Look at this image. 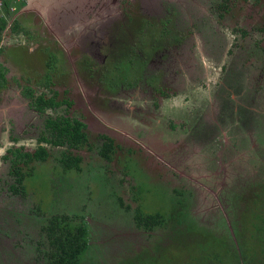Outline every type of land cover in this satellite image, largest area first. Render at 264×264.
Masks as SVG:
<instances>
[{
    "label": "rangeland",
    "instance_id": "374dc122",
    "mask_svg": "<svg viewBox=\"0 0 264 264\" xmlns=\"http://www.w3.org/2000/svg\"><path fill=\"white\" fill-rule=\"evenodd\" d=\"M52 1L36 0L30 9L38 14L21 15L33 25L22 41L62 53L64 67L52 73L59 96L72 100L70 112L83 118L92 140L108 133L120 147L111 168L89 165L96 154L82 149L73 190L53 202L50 185L69 179L56 171L57 151L27 177L25 201L0 191V264H43L32 247L41 216L22 210L36 203L83 216L88 246L79 264H197L199 250L223 246L209 236L228 241L219 211L238 228L247 195L264 181V0H226L228 11L217 0ZM174 15V35L162 36L159 17ZM95 36L91 45L87 37ZM7 51L0 61L11 68L13 93L0 94V116L8 115L0 158L12 144L33 148L30 135L18 133L26 106L15 85L44 73L39 55L17 47L15 59L28 61L21 64ZM119 63L132 69L117 83ZM136 210L161 212L164 224L146 230L133 220Z\"/></svg>",
    "mask_w": 264,
    "mask_h": 264
},
{
    "label": "trees",
    "instance_id": "16d2710c",
    "mask_svg": "<svg viewBox=\"0 0 264 264\" xmlns=\"http://www.w3.org/2000/svg\"><path fill=\"white\" fill-rule=\"evenodd\" d=\"M219 1L217 0L216 3ZM224 1L219 5L220 7L224 5ZM10 2L12 0L6 1L0 8V42L7 26L4 14L9 17L8 5ZM224 9L228 10V6L224 5ZM219 14L222 16L221 13ZM176 15L173 18L165 19L159 17L160 23L157 25L162 36H168L171 31L174 35L178 21ZM12 26H14L13 30L21 29L18 20ZM241 29L242 37L246 36V29ZM3 50V47L0 46V55ZM51 54L54 53L51 52ZM6 72H8V68L0 66V87L7 80ZM44 87H47L46 84L41 86V88ZM34 90L31 86H25L23 94L29 99L30 108L42 120L41 130L36 136L37 145L32 150H25L22 146L9 147L3 156V160L10 164L8 175L11 177L8 176L5 179L4 186L8 187L13 194L26 192L27 177L34 174L39 164L45 163L52 156L51 149H62L57 160L61 170L56 169V171L69 176L74 171L80 170L82 161L80 149L92 147L90 136L86 131V124L68 112L70 101L66 99L54 101L56 92L52 97L47 98L44 91H41L40 94H37L36 91L35 94ZM258 138L264 143V136ZM97 149L104 160L110 161L115 149L113 140L101 135ZM256 149L255 154L259 156V151ZM256 156L253 155V157ZM255 159L258 160V157ZM259 161L261 160L259 159ZM247 163L251 164V161L249 160ZM49 178H51L50 175ZM57 178L52 176V179ZM243 207L238 228L235 227L232 220L227 219V216L219 211L220 225H225L227 230V236H225L228 241L209 236L207 241H216L223 246H219L220 249H217L218 247L213 244L204 250H199V255L194 256L197 258V264H264V181L254 185V190L251 195H247ZM133 220L142 228L152 230L164 224V215L161 212L143 214L136 210L133 213ZM32 240L34 241L32 247L36 260L40 259L43 264H79V258L88 246L87 224L84 222L83 216L77 213H52L41 216V227ZM207 249L209 250L207 251Z\"/></svg>",
    "mask_w": 264,
    "mask_h": 264
},
{
    "label": "flooded vegetation",
    "instance_id": "af4514ba",
    "mask_svg": "<svg viewBox=\"0 0 264 264\" xmlns=\"http://www.w3.org/2000/svg\"><path fill=\"white\" fill-rule=\"evenodd\" d=\"M110 1H111V4L113 5V3H114L113 1L114 0H110ZM137 1L138 0H135V2H137ZM98 2H99V0H98ZM138 2L141 3V1H138ZM222 2H223V0H220L216 4H219L220 5V4H222ZM143 3H145V2H143ZM47 4L50 5V6H52L54 4V2L51 0V2L50 3L47 2ZM224 5L228 6V4H224ZM224 5H222V9L224 11H228L229 10V7H228V10H226V9H224ZM24 7H25L24 4H21V3H17L16 4L15 3L14 9L11 10L10 3H9L8 9H9L10 12L8 14L11 15V18H12L13 15H15L17 12H19V10L23 9ZM24 10L25 11H30L29 13H34V15L35 14H38V10L37 9H32L31 10L30 8H26ZM23 13L28 14V12H23ZM174 13H176V12L174 11ZM13 20L12 19H10V21L8 20L7 26H6V28H5L4 32H3V34L5 32H9L10 35L8 37H9V40H11L10 43H8L9 42L8 40H5L3 42L1 40L0 46L3 47V49H4L3 52L4 51H7V49H8V51H7L8 57L13 61V63L19 62L21 64H24V63H26L28 61H17L15 59V57L13 56V52L16 51V48L17 47H21V48L24 49V51H25V53L27 55H30V56L39 55L40 56V61L37 62V64L38 65H42V67H44V73H43V75H41V77L39 79L32 80V79H28L27 78L28 80H27V84L26 85H23L22 86V84H21V86H20L17 83L15 85L17 87H21V92L20 93H21V96L25 99L24 102H25V106H26V113L21 118L20 127H19L20 129H19L18 133L20 135H26V136L30 135L29 140L33 142V148L32 149H34L36 147V145H37V143H36V136L38 135V133L41 130V121L42 120L37 115V113L34 112L30 108L29 103H28L29 102V99L23 94V89H24L25 86H31V88L35 89L34 90L35 94H36V91H37V94H40L41 91H44V93L47 96V98L48 97L49 98L52 97L53 94L56 92L54 101L64 100V99L70 101L71 104H70V107H69V110H68L69 114L70 115L77 116L85 124H86V122L83 120V118L81 116H78V115L70 112V108L72 106V100L69 99L67 96L60 97L58 90L53 85V82H52V73L55 70H58V69L64 67V65L62 64V62H63L62 56H61L62 53L59 52L56 49H53L54 47L46 46L43 42L33 43L35 45V47H33V48L30 45H29L30 47H26L25 46L26 44H24V42L22 41V37H24V36H26L28 34V33H25V30L28 31V29H27L28 24L27 23H24L21 20V18L18 17L19 26L21 27V29L18 28V29L13 30L12 29L14 27V26H12L14 24V21ZM32 26L33 25H30V27L28 26V28H30L31 31L33 30V27ZM96 30L100 31L99 29H96ZM87 38L92 43L91 45H93L96 42L94 39L97 38V37L95 36V37H87ZM6 41H8V42L6 43ZM42 45H44V46H42ZM51 52L54 53V54H51ZM7 65L8 64H6V62L0 61V66H6L8 68V72H6L7 80L0 87V94L4 93V96L3 97H5L6 94L11 95L13 93L12 87L9 86V82H10V79H11V76L9 74V69H11V68H9ZM114 68H115V70L118 69L117 71L120 72L119 75H117L115 73L116 74L115 77L117 79L116 82L119 83V82H122V81H124V80L127 79V74L123 75L122 72H124L125 70L126 71L127 70L128 71L131 70L132 69V64L130 66L127 65V64L125 66L124 65H121V64H115L114 65ZM22 73L24 74L25 72H22ZM23 74H21V75L23 76ZM154 74H156V72ZM25 77H27V76H25ZM139 81H142V80H139ZM45 84H46L47 87L41 88V86L42 85H45ZM37 88H39V89L37 90ZM159 93L161 94V91H159ZM6 106L8 107V105H6ZM6 116H8V115L5 114L2 117L0 116V123H1L2 119H6ZM11 123L14 124V121H11ZM86 131L88 132V130H87V124H86ZM101 135H104V136H106V137H108V138H110V139L113 140V144L115 146V149L113 150L112 159L110 161L104 160L103 157L99 154V149H97V147L99 146V141H100V136ZM90 139H91V137H90ZM91 142H92V147L91 148L88 149V148L84 147L85 149H87L89 151L90 150L94 151V153L96 154V156L94 157L95 159H90L89 158L90 159L89 165H92V166L98 165V164L100 165L103 162V163H106L107 164V167L111 168L110 167L111 166L110 163L115 160V156H116L117 151L119 150V147H120V145L114 139V136L113 135H110L108 133H102L100 135H97L95 139H93V140L91 139ZM13 146H17V147L22 146V147H24L25 150H32V149L26 148L24 143H21L19 145L18 144H12V145L8 146L5 149L4 153H2L1 158H0V191L2 192L1 193L2 198H4V199L9 198L10 200H14L15 199V200H18L19 202H23V201H25V198L28 195V191H27L26 184H25V188H26L25 190H26V192L25 193L18 192L16 194H13L8 189V187L4 186L5 179L9 176L8 175V171H9V165L10 164H9V162H5L3 160V156L7 153L8 148L9 147H13ZM84 148H82V149H84ZM82 149H80V151H79L80 154H81ZM61 150L62 149H59V148L58 149L57 148L51 149L52 156L50 158L53 157V152L54 151L55 152L57 151V152H59V154H58V156H56V158H57L56 160H58V158L60 157L59 155H60ZM81 157H82V161H81V164H80V166H81L80 167V170L78 172L74 171V173H72L71 175L67 176V178H69V179H67L64 182V184L63 183L62 184H59V186L56 187V188H59V190L56 189L55 187H53L52 185H50L51 198L53 199L52 202L54 200H57L59 198V195L62 198L63 189L66 190L67 188L68 189L71 188L73 190V188H74V185H73V176H78L81 173L82 166L85 164V160H86V157H84L82 154H81ZM50 158L47 161H49ZM83 162H84V164H83ZM129 164H130V162L127 161V160H125V164L123 166V169H124L123 171L128 170ZM117 175H119V174H117ZM55 180L59 181L60 179L57 178ZM7 193L9 195H12V196H9ZM22 207H24L22 210H24L26 208V212H28V213H31L32 211H36V213L39 214L40 216H46V215L52 214L49 211L50 210V207L49 206H48V208H47L46 211H44L43 209L42 210L36 209L35 207H39V203H36L33 207L30 206V205H24ZM40 227H41V222H40L38 231H39Z\"/></svg>",
    "mask_w": 264,
    "mask_h": 264
},
{
    "label": "crops",
    "instance_id": "0c3cea01",
    "mask_svg": "<svg viewBox=\"0 0 264 264\" xmlns=\"http://www.w3.org/2000/svg\"><path fill=\"white\" fill-rule=\"evenodd\" d=\"M35 2H36V0L17 1V2H15L16 4H17V3H21V4H24L25 7H24L23 9L19 10V12H17L15 15H13L12 18H11V15H9V17H8L7 14H4V17H6L7 22H8V20L10 21V19H12V20L14 19L13 21L15 22V21L18 20V17L21 18V15L25 14V13H23V12H27V11H25L24 9H26V8H30V6H32V4H34ZM21 20H22V19H21ZM27 28H28V26H27ZM9 35H10L9 32H5V33L3 34L2 42L5 41V40L11 41V40H9V37H8ZM6 43H7V42H6Z\"/></svg>",
    "mask_w": 264,
    "mask_h": 264
},
{
    "label": "built area",
    "instance_id": "2783aa9c",
    "mask_svg": "<svg viewBox=\"0 0 264 264\" xmlns=\"http://www.w3.org/2000/svg\"><path fill=\"white\" fill-rule=\"evenodd\" d=\"M6 1H8V0H0V8H2L4 6ZM17 1H25V0H12V2H10L11 10L14 9L15 2H17Z\"/></svg>",
    "mask_w": 264,
    "mask_h": 264
}]
</instances>
